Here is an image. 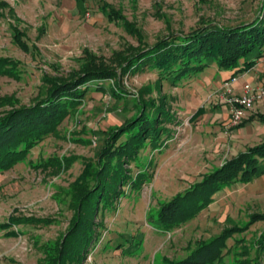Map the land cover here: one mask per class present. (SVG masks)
I'll return each mask as SVG.
<instances>
[{
	"label": "rangeland",
	"instance_id": "1",
	"mask_svg": "<svg viewBox=\"0 0 264 264\" xmlns=\"http://www.w3.org/2000/svg\"><path fill=\"white\" fill-rule=\"evenodd\" d=\"M14 9L20 19L19 28L26 33L25 40L36 45L41 56L33 57L19 49L12 41V21L3 11L0 18V57L20 61L22 78L0 77V96L15 94L23 104H30L36 96L44 73H67L78 67L77 59L87 49L97 56L110 58L126 44L138 45L135 37L127 34L120 23L109 22L97 7L99 0H86L87 10L81 11L75 0H2ZM115 7L122 6L128 21L139 28L148 45L167 36L169 32H188L201 20L223 26H238L254 21L261 14L264 0H105ZM2 10H0L1 12ZM42 29V31H41ZM43 32V34L41 33ZM58 69V70H56ZM156 71H144L122 78L128 97L133 100L143 85H154ZM212 72L185 84L172 85L162 81L161 94L169 95L175 114L170 125V140L153 150L147 146L140 152L138 167L131 165L132 173L145 170L149 179L139 191L125 187V196L112 211L104 214L101 236L90 249L86 264H153L159 257L182 259L189 254V246L200 240H210L225 227L247 221L253 213L264 212V177L248 185H233L213 196L211 203L197 217L175 228L161 232L148 221L158 203L184 192L202 180L205 173L221 167L246 147L264 141V129H249L248 135L238 137L228 129L229 122L220 111V104L211 99L217 86L224 82ZM104 86L108 88V83ZM90 87L82 106L83 114L66 119L60 129L63 134L80 129H106L112 123L130 116L133 110L122 109L124 102L115 103L108 93L102 94ZM197 89V95L187 89ZM153 90V96H157ZM185 94L186 96H182ZM215 96V95H214ZM175 98V99H171ZM193 99V100H190ZM222 102V101H221ZM219 103V102H218ZM224 104V101L222 102ZM131 104V103H129ZM225 106V105H224ZM204 113L194 117L198 109ZM225 110V107H224ZM219 120V122H218ZM227 124V125H226ZM228 129V130H227ZM247 134V133H246ZM165 139V137H164ZM95 144L81 145L55 137H47L35 147L26 162L0 173V224L11 216L52 218L49 226L19 225L10 230L17 236L0 230V264H38L43 258L42 246L53 243L66 229L71 211L67 208L65 189L79 175L82 164L74 163L67 172L51 175L36 170L28 161L51 156H93ZM101 219L98 214L97 221ZM264 229V221L255 223L236 238L251 242ZM131 235L142 239V247L129 255L116 250L120 243L126 246ZM232 240L228 241L231 246ZM264 264V261L263 263Z\"/></svg>",
	"mask_w": 264,
	"mask_h": 264
},
{
	"label": "trees",
	"instance_id": "2",
	"mask_svg": "<svg viewBox=\"0 0 264 264\" xmlns=\"http://www.w3.org/2000/svg\"><path fill=\"white\" fill-rule=\"evenodd\" d=\"M75 1L81 11L87 10L86 0ZM97 7L109 22L120 23L127 34L137 39L138 45L126 44L108 59L86 49L77 59V68L67 73L42 74L38 92L30 104H23L15 94L0 96V173L26 162L31 151L50 136L86 146L95 144L91 157L62 155L28 161L30 167L55 176L67 172L77 161L82 164L79 175L63 192L71 211L67 227L53 243L42 246L44 256L38 264H86L90 249L101 236L99 230L104 227L105 212L116 208L125 196L127 185L131 190L139 191L149 179L145 170L133 174L131 165L139 166V154L147 146L157 150L171 138L169 126L175 123V114L168 101L169 95L161 94L162 81L174 86L184 85L185 81L212 72L220 79L230 76L226 82L264 58V2L261 14L251 23L223 26L203 19L190 31L169 32L153 45H148L142 31L134 22L128 21L121 5L115 7L99 0ZM0 10V18L5 17L3 11H7L12 21L13 43L34 58L41 56L36 45L30 46L26 42V33L19 28L21 21L14 9L0 0ZM20 63L11 57H0V77L20 80ZM144 71H156L158 80L154 85H143L133 100L128 101L122 78ZM105 82L108 88L104 86ZM92 85L96 87L94 91L108 93L115 103L123 101L122 109L133 110V113L106 129L91 130L83 125L63 134L60 127L64 121L84 113L82 106ZM154 88L157 96H153ZM212 103L219 104L218 101ZM203 113V108L198 109L194 117ZM248 117L231 130L241 128L251 120L264 123L263 114ZM262 176L264 141L205 173L201 181L184 192L158 203L147 219L154 229L171 232L197 217L213 203L215 194L233 185L251 184ZM98 214L101 219L97 221ZM260 221H264V212L250 214L247 221L225 227L219 235L208 241L200 240L194 247L190 245L186 257L176 260L159 257L158 263L153 264H262L264 229L251 242L245 237H235ZM54 222L49 217L11 216L7 223L0 224V230H6V235L14 237L18 232L10 230L13 227L49 226ZM135 236L131 235L126 246L118 244L116 250L129 255L139 251L143 240ZM229 240L233 241L231 246H228Z\"/></svg>",
	"mask_w": 264,
	"mask_h": 264
},
{
	"label": "crops",
	"instance_id": "3",
	"mask_svg": "<svg viewBox=\"0 0 264 264\" xmlns=\"http://www.w3.org/2000/svg\"><path fill=\"white\" fill-rule=\"evenodd\" d=\"M263 70H264V58H262V60H260L259 63H256L253 67L248 69L246 72H243L237 76V78H238L237 81L231 85L232 94H235V95L240 94L242 86L245 83H249L252 85H256L258 83H261L262 77H263L262 76ZM229 77L230 76H222L221 79L219 78V81L224 82ZM196 91H197V89L189 88V89H187V94H191V96H193L195 94L197 95V92L199 94V91H197V92ZM223 91H224L223 84L221 85V83H220L219 86H217L215 93L211 94V99L213 97L214 101L219 102L220 111L223 114V117L225 119H227V123H228L229 122L228 107L226 105L224 106V104L220 100V97L218 96V94L223 92ZM182 96H186V95L183 94ZM190 100H193V99H190ZM224 107H225V110H224ZM251 114H263L264 115V104L263 103H257L254 111L250 112L246 115V117H245L246 120L249 118L248 116H250ZM218 122H219V120H218ZM249 129H251L250 132L252 130L254 131V129H255V131L259 132L260 130L264 129V123H260L256 120H251V121H248L243 127L238 128V129H234V133L236 132L238 137L243 138V136L248 135ZM248 147H251V146H248ZM248 147H246V148H248ZM262 177H264V176H262Z\"/></svg>",
	"mask_w": 264,
	"mask_h": 264
},
{
	"label": "built area",
	"instance_id": "4",
	"mask_svg": "<svg viewBox=\"0 0 264 264\" xmlns=\"http://www.w3.org/2000/svg\"><path fill=\"white\" fill-rule=\"evenodd\" d=\"M256 63H259V61ZM262 76L261 83L256 85L245 83L238 95L232 94L231 90V85L237 81V77L223 83L224 91L219 93L218 96L228 107V129L238 126L248 113L254 111L257 103L264 104V70Z\"/></svg>",
	"mask_w": 264,
	"mask_h": 264
}]
</instances>
